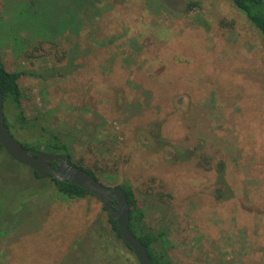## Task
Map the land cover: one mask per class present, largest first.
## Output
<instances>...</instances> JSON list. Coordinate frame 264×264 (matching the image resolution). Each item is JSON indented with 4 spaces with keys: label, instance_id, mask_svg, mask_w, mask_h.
Masks as SVG:
<instances>
[{
    "label": "rangeland",
    "instance_id": "rangeland-1",
    "mask_svg": "<svg viewBox=\"0 0 264 264\" xmlns=\"http://www.w3.org/2000/svg\"><path fill=\"white\" fill-rule=\"evenodd\" d=\"M28 1L0 0V59L65 74L21 77L37 125L7 104L13 136L36 147L45 128L104 185H130L172 264H264V36L229 0H87L92 26L49 39L11 31ZM49 181L0 150V264H103L80 241L103 203Z\"/></svg>",
    "mask_w": 264,
    "mask_h": 264
},
{
    "label": "trees",
    "instance_id": "trees-1",
    "mask_svg": "<svg viewBox=\"0 0 264 264\" xmlns=\"http://www.w3.org/2000/svg\"><path fill=\"white\" fill-rule=\"evenodd\" d=\"M54 1L55 0H29L24 11L18 10L16 12L15 16L18 21H12L11 31H16L17 27L25 25V22L32 23L33 25L38 26L40 31L50 39L69 31V29L74 27L77 23L80 25L85 24L92 26L91 24L94 16L93 13H90L87 10V8L91 10V7H86L88 5L87 0H65L61 3ZM229 1L232 2V4L243 15H245L248 21L264 36V0ZM27 8L29 9L28 12L26 11ZM67 70L69 72L71 71L70 68ZM64 74V69L59 68L50 69L47 73H35L32 71L10 72L6 68L3 60L0 59V90L5 95V105H11L14 108L16 121L21 129L29 130L30 127L34 128L37 125V123L30 122L27 119L23 108L24 96L20 85L21 77L23 75H29L31 77L47 79L64 76ZM4 120L8 130L13 134L15 127L9 123L8 117L5 113ZM22 145L26 148L65 155L72 165L88 171L97 178L92 171L75 164L72 161L69 146L64 143L57 134L47 132L45 128H43L42 133L38 135L36 147L31 146L32 144ZM0 150L8 155L1 145ZM33 173L38 181L48 178L50 180L49 186L55 187L61 195L68 199L78 200L87 197H95L86 193L81 187L71 184L68 181H58L51 175L41 177L35 171H33ZM218 173L220 179L217 183L218 187L216 189L217 200L220 201L232 198V192H229L227 183L223 179L225 172L222 166L218 169ZM121 187L127 194L131 207V230L143 242L155 264H172L171 260L165 254H157L155 252V246L162 240L165 234L160 233L159 236H154L146 229L144 223L145 213L144 210L138 206V199L133 188L130 185H123ZM103 211L107 216V219L105 220L104 217L99 219L92 233L84 235L80 241L88 247L90 252L96 253V256H99L100 261L103 264H139L130 246L123 240L117 222L110 216L104 205Z\"/></svg>",
    "mask_w": 264,
    "mask_h": 264
},
{
    "label": "water",
    "instance_id": "water-1",
    "mask_svg": "<svg viewBox=\"0 0 264 264\" xmlns=\"http://www.w3.org/2000/svg\"><path fill=\"white\" fill-rule=\"evenodd\" d=\"M5 95L0 90V145L18 164L37 172L41 177L51 175L58 181H68L99 198L110 216L117 222L123 240L132 249L139 264H155L143 242L130 228L131 207L122 187H109L88 171L72 165L67 157L24 147L8 130L4 120ZM56 164V167H53Z\"/></svg>",
    "mask_w": 264,
    "mask_h": 264
},
{
    "label": "flooded vegetation",
    "instance_id": "flooded-vegetation-1",
    "mask_svg": "<svg viewBox=\"0 0 264 264\" xmlns=\"http://www.w3.org/2000/svg\"><path fill=\"white\" fill-rule=\"evenodd\" d=\"M53 167H56V164H53Z\"/></svg>",
    "mask_w": 264,
    "mask_h": 264
}]
</instances>
